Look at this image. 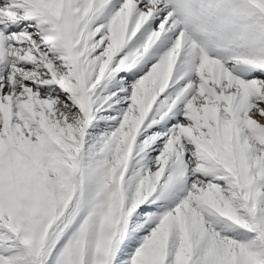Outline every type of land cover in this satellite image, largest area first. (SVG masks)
Instances as JSON below:
<instances>
[{
    "label": "snow or ice",
    "instance_id": "1",
    "mask_svg": "<svg viewBox=\"0 0 264 264\" xmlns=\"http://www.w3.org/2000/svg\"><path fill=\"white\" fill-rule=\"evenodd\" d=\"M264 0H0V264H264Z\"/></svg>",
    "mask_w": 264,
    "mask_h": 264
},
{
    "label": "rangeland",
    "instance_id": "2",
    "mask_svg": "<svg viewBox=\"0 0 264 264\" xmlns=\"http://www.w3.org/2000/svg\"><path fill=\"white\" fill-rule=\"evenodd\" d=\"M262 123H264V121H261Z\"/></svg>",
    "mask_w": 264,
    "mask_h": 264
}]
</instances>
